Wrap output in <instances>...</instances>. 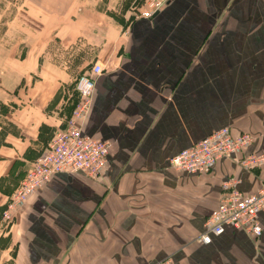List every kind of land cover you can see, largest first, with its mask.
<instances>
[{"label":"crops","instance_id":"1","mask_svg":"<svg viewBox=\"0 0 264 264\" xmlns=\"http://www.w3.org/2000/svg\"><path fill=\"white\" fill-rule=\"evenodd\" d=\"M85 1L97 10L101 0ZM100 15L94 58L102 70L93 77L81 129L110 142L107 164L97 179L59 173L36 189L8 228L12 253L3 260L264 264V214L255 241L230 226L207 244L199 239L225 182L245 194L264 183V0H168L151 17L125 26ZM16 75L14 84L27 86L23 92L36 89L6 115L15 131L0 141V177L17 161L19 183L69 113L68 98L58 95L65 79ZM221 127L249 133L252 141L205 174L168 166L169 157ZM249 154L262 155V162L242 167L238 160Z\"/></svg>","mask_w":264,"mask_h":264},{"label":"rangeland","instance_id":"2","mask_svg":"<svg viewBox=\"0 0 264 264\" xmlns=\"http://www.w3.org/2000/svg\"><path fill=\"white\" fill-rule=\"evenodd\" d=\"M146 4L147 0H101L95 10L87 7L85 0H0V141L6 132L15 131L6 115L14 112L28 95L36 91L34 88L23 92L27 87L25 84L15 85L17 73L31 79L42 73L48 82L50 78L65 79L58 92V95L68 98L65 112L69 114L62 122L65 126L80 100L77 90L80 79L90 75L94 63H100L98 58H94L100 43L97 35L101 27L100 14L107 23L117 22L125 26L136 18H142L140 12ZM103 21L102 30L106 29ZM106 40L110 42L112 37L108 36ZM34 51L40 52L36 54ZM84 63L86 68L90 65L88 70L83 67ZM35 64L41 67L38 68L39 73L30 71ZM4 66L12 70L4 69ZM3 87L7 89L3 91ZM49 89L52 90L51 87ZM30 118L28 116L27 120ZM58 129L62 128L53 130ZM40 130L48 132L49 126H42ZM22 174L21 165L15 161L9 173L0 177V201L6 199L5 195L8 197L4 205H0V264H12L10 258L3 260L12 253L11 249L7 251L6 233L20 204L29 198L8 207L11 193ZM4 212L7 217H4Z\"/></svg>","mask_w":264,"mask_h":264},{"label":"built area","instance_id":"3","mask_svg":"<svg viewBox=\"0 0 264 264\" xmlns=\"http://www.w3.org/2000/svg\"><path fill=\"white\" fill-rule=\"evenodd\" d=\"M167 0H147L140 12L142 18H149ZM102 68L94 63L90 75L83 76L78 85L79 102L62 129L55 130L44 149L29 164L22 179L13 189L8 207L26 200L36 189L46 184L59 173L81 174L97 179L107 164L108 140L92 138L82 132L81 125L89 111L93 78ZM252 141L249 133L232 134L228 127L212 131L190 146L180 149L168 158L167 164L177 172L186 174L208 173L216 161L240 152ZM260 154H249L238 160L244 168L260 164ZM218 204L210 211L204 222V231L199 235L202 243H209L211 236L222 233L225 226L239 229L257 240L262 227L258 215L264 214V183L254 193L245 194L233 188L228 182L223 185ZM4 217L7 214L3 213ZM155 264H173L165 257Z\"/></svg>","mask_w":264,"mask_h":264},{"label":"water","instance_id":"4","mask_svg":"<svg viewBox=\"0 0 264 264\" xmlns=\"http://www.w3.org/2000/svg\"><path fill=\"white\" fill-rule=\"evenodd\" d=\"M167 1H168V0H167ZM167 1H166V2H167Z\"/></svg>","mask_w":264,"mask_h":264},{"label":"trees","instance_id":"5","mask_svg":"<svg viewBox=\"0 0 264 264\" xmlns=\"http://www.w3.org/2000/svg\"><path fill=\"white\" fill-rule=\"evenodd\" d=\"M41 128V127H40Z\"/></svg>","mask_w":264,"mask_h":264}]
</instances>
